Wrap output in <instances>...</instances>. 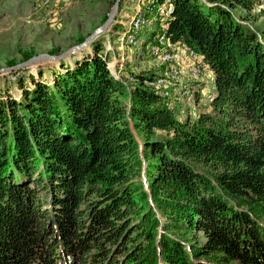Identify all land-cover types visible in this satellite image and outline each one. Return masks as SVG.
Here are the masks:
<instances>
[{
  "label": "trees",
  "instance_id": "obj_1",
  "mask_svg": "<svg viewBox=\"0 0 264 264\" xmlns=\"http://www.w3.org/2000/svg\"><path fill=\"white\" fill-rule=\"evenodd\" d=\"M153 1L170 17L143 56L162 35L194 50L213 74L211 111L179 119L155 72L116 79L98 38L49 81L11 71L21 94L0 87V264H264L257 0Z\"/></svg>",
  "mask_w": 264,
  "mask_h": 264
},
{
  "label": "rangeland",
  "instance_id": "obj_2",
  "mask_svg": "<svg viewBox=\"0 0 264 264\" xmlns=\"http://www.w3.org/2000/svg\"><path fill=\"white\" fill-rule=\"evenodd\" d=\"M151 1L121 0L114 23L97 37L111 74L124 84L131 85L134 82L131 73L155 72L158 75L154 83L156 89L169 95V101L177 107L179 119L187 116L195 118L201 112H210L213 74L203 62L194 59L188 50L183 51L182 47L186 49L185 46L172 51L175 59L173 56L168 58V54L163 55L161 52L168 43L167 38L159 42L165 36L162 35L152 48L159 58L152 53V45L151 55L147 53L143 56V42L152 31L156 34L157 31L160 33L165 30L170 17L164 7L153 11L154 1ZM113 2L114 0H0V67H7L12 61H24V52L58 54L77 44L78 38H86L104 21ZM155 11L159 15L154 16ZM236 11L237 15L244 14L240 9ZM133 13L135 18L130 20ZM139 15L145 16L146 21L142 19L145 21L144 25L135 29V20ZM249 17L252 20L251 27L264 31V0L255 2ZM126 24L131 25L128 32H134L130 34L135 38L133 44L127 39V30L123 32ZM54 48L59 52L50 53ZM90 52L88 46L61 61L71 65L73 60ZM60 67L58 62L44 61L21 71L25 76V84L29 85L27 74L36 76L38 70H41V79L49 81L51 69ZM9 73L0 74V87L19 98L21 91ZM188 87L192 90L189 91ZM195 92L199 93L198 98L195 97ZM193 167L202 169L197 164Z\"/></svg>",
  "mask_w": 264,
  "mask_h": 264
},
{
  "label": "water",
  "instance_id": "obj_3",
  "mask_svg": "<svg viewBox=\"0 0 264 264\" xmlns=\"http://www.w3.org/2000/svg\"><path fill=\"white\" fill-rule=\"evenodd\" d=\"M120 1L121 0H114L112 6L110 7L106 15L105 20L99 26H97L82 42L74 44L58 54L40 53L33 55L32 57L22 62H19L13 66L0 67V74L9 73L18 69H23L38 62H60L62 59L69 56L70 54L88 47L97 37L104 33L111 26L112 23H114L115 17L119 10Z\"/></svg>",
  "mask_w": 264,
  "mask_h": 264
},
{
  "label": "bare ground",
  "instance_id": "obj_4",
  "mask_svg": "<svg viewBox=\"0 0 264 264\" xmlns=\"http://www.w3.org/2000/svg\"><path fill=\"white\" fill-rule=\"evenodd\" d=\"M117 16V15H116ZM116 18V17H115ZM144 23H145V21L144 20H142V19H138L137 21H136V28L135 29H139V28H141V26H143L144 25ZM166 39V37L165 36H162L161 38H160V40H159V42L161 43L163 40H165ZM128 40L130 41V43H134L135 42V38H134V35H128ZM167 46L164 48V49H162V51L161 52H163V55L164 54H168V58L170 57V56H173L174 57V59H175V54L172 52L173 50H174V48H175V45L170 41V40H167ZM184 50H188L190 53H191V56L194 58V59H197L198 58V54L194 51V50H189V49H184ZM36 55V54H35ZM193 59V60H194Z\"/></svg>",
  "mask_w": 264,
  "mask_h": 264
}]
</instances>
